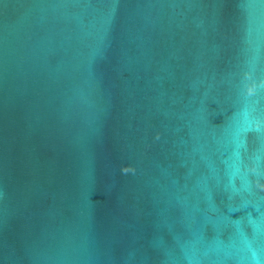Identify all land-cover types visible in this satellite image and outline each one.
Here are the masks:
<instances>
[{
    "label": "water",
    "instance_id": "water-1",
    "mask_svg": "<svg viewBox=\"0 0 264 264\" xmlns=\"http://www.w3.org/2000/svg\"><path fill=\"white\" fill-rule=\"evenodd\" d=\"M0 264H264V0H0Z\"/></svg>",
    "mask_w": 264,
    "mask_h": 264
}]
</instances>
